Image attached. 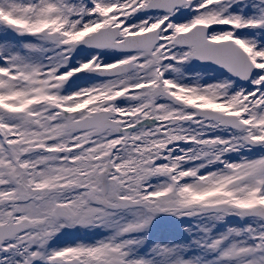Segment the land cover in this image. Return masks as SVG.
Instances as JSON below:
<instances>
[{"label":"snow or ice","instance_id":"6c2138e0","mask_svg":"<svg viewBox=\"0 0 264 264\" xmlns=\"http://www.w3.org/2000/svg\"><path fill=\"white\" fill-rule=\"evenodd\" d=\"M0 264H264V0H0Z\"/></svg>","mask_w":264,"mask_h":264}]
</instances>
